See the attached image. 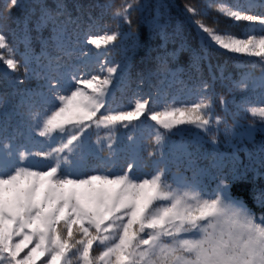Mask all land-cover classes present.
I'll return each instance as SVG.
<instances>
[{"label": "snow or ice", "instance_id": "6c2138e0", "mask_svg": "<svg viewBox=\"0 0 264 264\" xmlns=\"http://www.w3.org/2000/svg\"><path fill=\"white\" fill-rule=\"evenodd\" d=\"M103 7L115 27L96 34L102 17L73 16L65 0H6L0 11V66L13 87L36 80L33 88L17 89L19 127L28 129L29 139L35 133L50 144L47 151L21 149L15 162L10 151L0 157V264H264V216L255 211L264 210V184L249 182L257 168L264 176V143L249 154V164L198 147L204 137L215 145L221 125L226 135L236 134L235 121L228 124L216 106L227 111V96L237 92L260 90V104L242 109L253 118L249 137L264 131V12L252 11L264 9V0L246 8L238 0L185 3V22L198 40L187 60L195 78L173 71L169 57L176 53L165 52L155 70L137 74L138 88L155 79L152 94H133L126 108L117 106L116 92L130 79L132 33L122 28L131 29V13L143 5L123 0ZM15 8L26 12L19 35L12 30L23 51L5 31ZM225 19L248 27L238 35L221 27ZM154 31L166 47L164 25L156 23ZM88 45L104 52L93 54ZM116 49L121 61L111 63L107 56ZM214 51L249 59L239 61L237 76H217ZM93 63L97 70H90ZM21 69L22 77L9 75ZM177 85L194 99L177 102ZM160 100L163 107H154ZM5 103L0 98V108ZM142 118L153 122L154 141L128 135L114 147L117 130L137 128ZM184 126L204 136L195 144L172 142L170 134ZM2 143L11 148L9 139ZM119 158L126 160L123 170H117ZM145 161L152 172H142Z\"/></svg>", "mask_w": 264, "mask_h": 264}, {"label": "trees", "instance_id": "16d2710c", "mask_svg": "<svg viewBox=\"0 0 264 264\" xmlns=\"http://www.w3.org/2000/svg\"><path fill=\"white\" fill-rule=\"evenodd\" d=\"M246 1L247 0H238V3L241 6H245L246 8ZM122 2L123 0H65L68 10L73 16L81 14L86 18L87 15L90 14L93 17H102L103 24L98 29L94 30L93 34H96L97 31L103 32L105 30L114 29L115 25L110 19L111 12H105L103 6L108 4L119 6ZM187 2H189V0H140V4H142L143 7L140 10L133 11L131 13V29H129L127 25L122 28L123 32L127 33L131 31L132 33V37L127 41L128 48L130 49L127 52L130 79L123 82L126 87L122 86V90H117L116 92L117 106L124 108L128 107L133 94H139L140 96L147 97L145 93H139V90L143 85V88L147 86L151 87V85L155 83V79L153 78L152 80H146V83L138 88L137 74H146L149 71L155 70L157 66L156 58L160 55H163L165 52L176 53V55L169 57V67L173 69V71L181 69L187 73V75L184 77L185 79H188L189 77L193 79L195 78L196 73L189 72L187 60L188 57L192 55V52L198 48V40L195 31L190 29L185 22L186 14L184 12V4ZM21 3L30 4L31 0H21ZM5 4L6 0H0V11L4 9ZM11 15L12 19H10L8 22L10 27L5 29V31L9 35L10 40H16V42L19 44V40L13 35L12 30L15 29L17 35H19V29L17 25L24 20L26 12L23 8H15L12 10ZM156 23L164 25V31L168 34L169 39L166 43V47H162V45L165 44V41L161 40L160 36L156 35V32L154 31V25ZM221 27L227 28L239 35L244 31L245 28L248 27V25L244 23L234 24L233 22L225 19L221 20ZM253 27L259 29L260 26L255 25ZM43 35L47 36V32H44ZM33 36H35V33H33ZM32 47L36 54L39 55L41 45L38 40H33ZM87 47L92 49L93 54H95L97 51L104 52L103 48L96 50L91 45H88ZM19 48L21 51H23V44H19ZM181 48L184 50L177 52V50ZM122 55L123 53L121 50L116 49L108 54L107 60L111 63L120 62ZM94 59L95 56H93V60ZM248 59L249 58L247 57H236L232 54H226L222 51H214L212 53L211 63L213 66H219V68L215 70V74L217 76L223 72L225 76L235 77L243 68V64H241L239 61H247ZM33 67H35V65H33ZM259 73L260 69L259 67H256L254 69V74L259 75ZM9 75H19L22 77L23 69H21L19 73H9ZM203 75L205 77L209 75V70L207 67H204ZM35 85L36 80L33 79L23 85H17L13 87L9 82L8 76L5 75V69L0 66V98L6 102L4 107L0 108V128L6 127L7 129L6 134L0 133V149H4L2 143L3 139H9L11 141L10 149L12 150V153L16 155L15 157H12V160L18 159L17 156L21 149L29 153L37 151L40 143L44 139L42 137H38L35 135V133H32L29 139L28 129L25 127H19L20 117L16 115V106L20 100V97L17 94V89L33 88ZM173 95L176 96L177 102H191V100L194 99L193 97L182 94L179 91L178 85L173 89ZM227 98L229 100L228 108L231 115L241 122L252 123L253 118L242 109V105H259L262 99L260 90L247 91L244 93L237 92L228 95ZM153 99H155L154 96ZM163 105L164 101L160 100L154 105V107L161 108ZM216 114L223 117V110L219 104L216 106ZM256 124L259 125L258 119H256ZM183 131L200 133L197 129L190 126H184ZM200 134L204 136L203 133ZM128 135L141 138L145 143H147L149 140L154 141L155 129L153 127V122L142 118V122L139 123V127L137 128L118 129L116 133L117 145H114V147H119L123 144H126V137ZM170 137L172 142L190 143L188 140L180 139L176 136ZM94 138H96V135H92L91 140H94ZM205 138L208 139L207 137ZM261 143H264V135L259 133L255 136L253 141L243 144L247 145L251 153H253ZM243 144L236 145V151L240 156L239 161L242 163L245 156ZM198 147L199 151L205 154L218 153L226 159H230L234 156L231 147L217 148L210 144L198 145ZM34 158L38 161L40 160L42 163V157ZM29 159L33 160L31 156ZM202 163L206 164L207 161H202ZM125 167L126 160L119 158L117 170H123ZM152 171L153 168L151 166V162L145 161L142 167V172L150 173ZM259 171L260 170L257 168L255 171L250 172L249 174V182L257 186L264 184V176L259 175ZM255 211L256 213H259L261 210L255 209Z\"/></svg>", "mask_w": 264, "mask_h": 264}, {"label": "rangeland", "instance_id": "374dc122", "mask_svg": "<svg viewBox=\"0 0 264 264\" xmlns=\"http://www.w3.org/2000/svg\"><path fill=\"white\" fill-rule=\"evenodd\" d=\"M249 2H252V3H255V4L258 5V4H260L262 2V0H257V1L247 0L246 1V5ZM252 11H253L254 14H261V12H264V9H260L259 7H257V8H254ZM97 67L98 66L95 63H93L91 65L90 70H97ZM145 83H146V81H145ZM143 86L139 90V93H145V95H147V96L151 95L152 94L151 87L147 86V87L143 88ZM223 118H225L227 120L228 124H230V125L233 124V121H235V123H236L235 133L236 134L235 135H231V134H227L226 135L224 133L223 127L221 125V131H220L219 135L217 136V143L215 145H213L205 137L203 138V140L200 141V144L199 145L210 144V145H213V146H215L217 148H221V147L228 148V147H231L232 150H233V155L235 157H238L239 160H240V156H239L238 152L236 151V145H238V144L239 145H242L243 143L251 142V141H253L255 139V136L257 134L261 133L262 135H264V131L257 130V131H255L252 134L251 137H249V134L247 132V128H248V126H249L250 123L241 122V121L235 119L231 115V113L229 112V108L227 109V111L223 110ZM256 126H257V128H259V125L258 124H256ZM90 135H91L90 137H92V135H95V133L92 132ZM170 136H176V137H178L180 139L188 140L192 144H195L196 143V140H197L198 137H203V135L200 134V133H198V132H189V131L188 132L176 131L174 134H170ZM95 139L96 138H94V140ZM243 146H244V151H245V156H244L243 164H249L250 163V156H249V154L251 153V151H250V149H249V147L247 145L243 144ZM49 147H50V144L45 139H43V141L40 143L37 151H47V149ZM8 151H10L12 153V150L11 149H8V150L0 149V157L6 156ZM15 156L16 155H14L12 153V155H11V161L12 162H15V161L18 160V159L17 160H12L13 159L12 157H15ZM31 158L33 160L38 161L34 157H31ZM42 163H47V161H44L43 158H42ZM256 215H257L258 218L260 216H264V210L259 211V213H256Z\"/></svg>", "mask_w": 264, "mask_h": 264}]
</instances>
